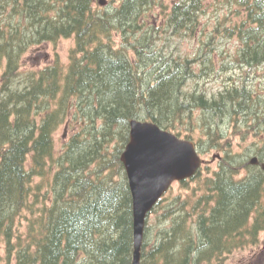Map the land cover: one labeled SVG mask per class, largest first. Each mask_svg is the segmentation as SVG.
<instances>
[{
    "label": "trees",
    "instance_id": "16d2710c",
    "mask_svg": "<svg viewBox=\"0 0 264 264\" xmlns=\"http://www.w3.org/2000/svg\"><path fill=\"white\" fill-rule=\"evenodd\" d=\"M204 2H175L165 12L167 32L193 33ZM240 3L244 20L226 30L238 35L237 61L250 69L264 64V0ZM157 5L120 0L109 12L96 0H0V264L2 245L6 264H132V193L120 159L131 119L222 148L229 130L212 120L227 115L232 134H254L264 160V95L247 77L212 96L188 88L196 60L155 46L148 11ZM62 37L75 39L67 65L57 59L24 69L29 47ZM61 125L69 137L57 148ZM180 183L185 192L165 196L151 212L159 222L147 223L141 264H224L260 241L259 165L227 151L209 174L200 169ZM21 217L27 224L18 233Z\"/></svg>",
    "mask_w": 264,
    "mask_h": 264
},
{
    "label": "rangeland",
    "instance_id": "374dc122",
    "mask_svg": "<svg viewBox=\"0 0 264 264\" xmlns=\"http://www.w3.org/2000/svg\"><path fill=\"white\" fill-rule=\"evenodd\" d=\"M157 1L158 5L148 11L152 12L153 15L150 19L157 29V38H153L155 46L161 48L162 53L166 56L170 54L177 58H195L196 61L193 63L194 76L188 80V88L197 86L208 96H212V94L222 90L226 84H240L247 77L250 87L261 97L264 95V64L250 69L241 67L236 57L240 48L238 35H230L229 31L226 30V28L234 29L246 16V8L241 5L240 0H205L196 30L193 33L180 34L172 31L167 32L168 27L165 19V12L170 10L172 5L179 0ZM118 4H120V0H107L106 5L103 6L100 5L99 0L96 1V6H101L102 9L109 12L114 11ZM154 17H156L155 20ZM233 26L235 27L233 28ZM122 40L121 32L117 31L115 33L116 44H120ZM74 46V37H62L57 42L32 45L23 55L24 69L42 68L54 63L57 59L65 66L69 62L70 50ZM1 75L2 69H0V85ZM231 119L226 115L215 117L212 120L213 126L222 130H229V133L224 131L225 139L220 142L222 144V142L230 140L227 147H212L204 139L200 140L199 150L202 157L207 160L202 168L204 174H209V171L217 168L220 159L212 160L216 154L224 156L229 151L237 155L239 161L244 162H248L254 155H259L260 145L255 143L254 134L251 132L247 137L232 134ZM181 127L188 128L186 125ZM195 128L197 130V127ZM193 133L197 138L198 132ZM68 137L69 133L65 130V126L61 125L55 133L57 148L62 147ZM245 169L242 170L243 175L246 173ZM191 186H196V183L192 182ZM180 192H185V189L182 188L180 182H175L166 196L169 194L176 195ZM25 214L28 215L29 212H25ZM21 219V223L18 222V233H23L27 224L24 217ZM148 222L151 224L159 222L157 213H151ZM2 254L4 256L2 264H6L4 245H2ZM12 264H15V261H12ZM224 264H264V230L260 233V241L256 245L234 250L226 256Z\"/></svg>",
    "mask_w": 264,
    "mask_h": 264
},
{
    "label": "water",
    "instance_id": "95a60500",
    "mask_svg": "<svg viewBox=\"0 0 264 264\" xmlns=\"http://www.w3.org/2000/svg\"><path fill=\"white\" fill-rule=\"evenodd\" d=\"M105 5L107 0H99ZM130 138L121 153L133 201L134 253L140 264L141 249L150 211L173 182L193 177L205 159L193 140L179 137L149 120L131 119ZM1 158V148H0ZM252 164L260 163L254 156ZM264 169V162L261 163Z\"/></svg>",
    "mask_w": 264,
    "mask_h": 264
}]
</instances>
